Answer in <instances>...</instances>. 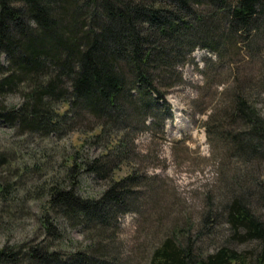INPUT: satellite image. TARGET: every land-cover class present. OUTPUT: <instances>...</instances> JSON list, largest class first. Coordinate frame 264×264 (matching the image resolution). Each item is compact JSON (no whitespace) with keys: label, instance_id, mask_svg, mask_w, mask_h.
Segmentation results:
<instances>
[{"label":"trees","instance_id":"16d2710c","mask_svg":"<svg viewBox=\"0 0 264 264\" xmlns=\"http://www.w3.org/2000/svg\"><path fill=\"white\" fill-rule=\"evenodd\" d=\"M261 20L264 0H0V120L40 139L79 131L82 143L100 150L90 155L77 148L56 165L47 145L29 159L17 149L22 141L0 143V168L6 167L0 214L16 224L26 198L41 203L31 233L14 241L8 236L0 245V264L122 259L110 253L119 217L136 208L139 187L152 177L141 171L136 136L158 130L172 115L166 95L182 82L180 65L196 47L219 57L232 46L239 51L254 31L264 34ZM244 82L225 106L226 127L216 130L227 151L242 160L243 177L236 174L237 185L218 197L208 193L195 221L174 222L147 264H264V174L251 168L264 152V114L253 81ZM11 92L22 101L9 103ZM125 115L136 117L135 124ZM123 167L127 173L117 175ZM83 172L106 179V188L97 196L79 193ZM217 223L229 231L218 239ZM79 225L90 232V242L61 249L56 240ZM252 241V248L235 245Z\"/></svg>","mask_w":264,"mask_h":264},{"label":"rangeland","instance_id":"374dc122","mask_svg":"<svg viewBox=\"0 0 264 264\" xmlns=\"http://www.w3.org/2000/svg\"><path fill=\"white\" fill-rule=\"evenodd\" d=\"M260 24L264 30V21L261 20ZM242 45H247L248 49L243 47L238 51L227 45L232 47L223 49L225 56L222 57L207 47H196L189 60L180 65L182 82L171 87L166 95L172 115L160 128L156 126L158 130L148 128L136 136L134 141L141 171L152 177L145 179L139 187L136 208L119 217L116 239L110 247L113 256L115 253L122 258L116 264H147L153 248L171 231L174 222L184 221L187 217L195 221L206 204L208 193L218 197L228 185L239 181V177L234 179L236 174L243 177L242 160L227 151L221 132H216L219 124L225 126V106L242 79L253 81V91L264 114V91L259 94L264 77V34L254 31ZM6 100L16 104L22 101V97L18 92H11L6 95ZM124 119L133 124L137 121L136 117L126 115ZM208 120L213 126L211 135ZM150 121L151 117L147 119L148 123ZM84 138L79 131L46 139L20 135L14 127L0 120V143L9 146L22 141L23 147L17 149L19 153L27 151L29 159L33 154L41 155L40 150L47 145L56 165L77 148L84 154H98L99 147L86 141L82 143ZM262 157L264 152L251 163V168L260 175L264 174ZM4 169L6 167L0 168V177L5 173ZM125 173L127 168L123 167L117 175ZM107 184L106 179L83 172L77 189L84 196H97ZM40 204L38 199L26 198L24 216L16 224L3 216L4 213L0 214V245L8 236L14 241L31 233L41 213ZM261 211L264 212V206ZM215 232L218 239L229 231L226 224L217 223ZM89 234L82 225L69 227L63 238L56 242L61 249L71 251L89 243ZM255 244L254 241L235 243L239 248H252ZM214 248L215 244L209 243V249Z\"/></svg>","mask_w":264,"mask_h":264}]
</instances>
